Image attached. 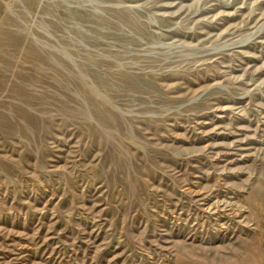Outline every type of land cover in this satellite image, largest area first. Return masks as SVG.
Wrapping results in <instances>:
<instances>
[{"label":"rangeland","instance_id":"rangeland-1","mask_svg":"<svg viewBox=\"0 0 264 264\" xmlns=\"http://www.w3.org/2000/svg\"><path fill=\"white\" fill-rule=\"evenodd\" d=\"M3 18L49 107L0 122V264H264V0H7L0 57Z\"/></svg>","mask_w":264,"mask_h":264},{"label":"bare ground","instance_id":"bare-ground-1","mask_svg":"<svg viewBox=\"0 0 264 264\" xmlns=\"http://www.w3.org/2000/svg\"><path fill=\"white\" fill-rule=\"evenodd\" d=\"M1 24L6 29L10 24V27L14 28V33L5 31L3 56L0 57V122L9 125V129L13 132H18L20 122L23 121L26 125L24 130L29 135L30 126L25 122H33L37 126L41 121L43 112L39 109L47 110L49 107L47 89L31 82L30 70H10V68L14 67L15 53L19 47H25L27 53L34 57H42L44 54L37 45L23 35L20 27L15 26L14 20L3 18ZM54 84L56 82L51 81L49 85ZM26 112L28 116L24 118L22 114Z\"/></svg>","mask_w":264,"mask_h":264},{"label":"crops","instance_id":"crops-1","mask_svg":"<svg viewBox=\"0 0 264 264\" xmlns=\"http://www.w3.org/2000/svg\"><path fill=\"white\" fill-rule=\"evenodd\" d=\"M7 0H0V12L6 7Z\"/></svg>","mask_w":264,"mask_h":264}]
</instances>
